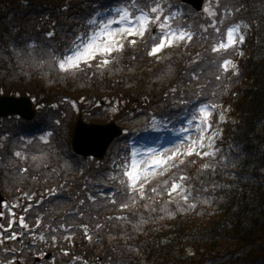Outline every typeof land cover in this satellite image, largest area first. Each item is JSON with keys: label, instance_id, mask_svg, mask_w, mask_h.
I'll return each instance as SVG.
<instances>
[{"label": "trees", "instance_id": "obj_1", "mask_svg": "<svg viewBox=\"0 0 264 264\" xmlns=\"http://www.w3.org/2000/svg\"><path fill=\"white\" fill-rule=\"evenodd\" d=\"M122 2L0 0V95H27L41 107L32 120L0 118L3 192L13 202L21 192L36 193L30 223L36 215L47 213L57 219L66 216L71 223L89 224L90 231L96 223L104 225L93 235V243L80 231L71 244L53 245L49 241L31 247L33 255L36 251L52 252L54 261L46 264H73V257H81L87 264H264V0H220L218 15L242 6L228 19L229 25L244 21L251 26L238 77L220 69L222 59L214 63L215 54L206 52L209 45L199 38L188 47L181 44L161 60L147 56L142 47L126 45L119 63L95 76V69L75 76L58 71L47 55L51 49H38L33 56L16 54L19 49L15 46L22 36H31L39 43L54 21L57 35L50 43L58 56L84 30L83 24L93 9L115 8ZM172 2L187 14L183 22L193 30L207 20L203 11L197 12L181 0ZM197 53L201 54V62L195 71L201 78L198 83H190L187 74L193 68L189 65ZM233 57L235 54L223 59ZM216 75H221L220 81ZM178 85H183L185 98L191 97L197 105L201 101L215 105L228 102L235 118L234 124L223 125L221 145L227 160L211 162L192 156L187 160H194V164L173 170L177 176L190 178L200 201L208 199L211 203H198L194 211L170 217L160 211L164 207L175 211V205L163 203L167 196L156 197L154 213L144 207L151 201L138 200L130 209L86 202V215L77 220L72 213L86 193L108 194L120 188L118 181H109L108 177L120 171L116 164L130 157L128 147L133 133L145 130L153 117L175 122L192 110V105L174 106L175 98L165 96L170 87ZM201 88L204 94L197 99L192 92ZM79 118L95 123L115 121L126 132L112 143L105 159L84 158L72 148ZM35 130L52 135L47 143L34 138L23 149L25 139ZM20 149L27 160L13 155ZM204 165L209 168L204 169ZM19 168L29 171L20 174ZM166 178H156L150 186ZM41 198L42 203L36 204ZM108 217L127 219L109 221ZM64 251L69 255H63Z\"/></svg>", "mask_w": 264, "mask_h": 264}, {"label": "snow or ice", "instance_id": "obj_2", "mask_svg": "<svg viewBox=\"0 0 264 264\" xmlns=\"http://www.w3.org/2000/svg\"><path fill=\"white\" fill-rule=\"evenodd\" d=\"M219 7L220 0H215L214 6L212 0H209V5L203 9L207 20L193 30L190 25L183 22L187 14L172 0H123L119 7L102 9L103 17H101V11L93 9L83 24L84 30L74 36L60 56L54 55L56 49H52L50 43L57 35L56 22L54 21L50 25V30L43 34L39 43L31 36H22L20 43L15 46L19 49L16 54L18 56H33L38 49L40 51H44L45 48L51 49L47 55L52 61V66L58 71L75 76L77 73L86 74L95 69L92 71V75L95 76L97 73L103 74L104 71L118 64L119 56L125 50L126 45L133 48L142 47L147 56L161 60L167 58L160 55L165 49L179 47L181 44L188 47L196 38H199L209 45L205 51L215 54L216 60L213 62L216 63L222 59L223 62L219 64V68L224 72L231 69L232 76L238 77V65L230 59H223V57L233 54L243 56V51H238V49L245 43L246 33L251 26L243 21L233 22L230 25L228 23V19L239 13L242 6L226 9L218 15ZM200 57L201 54L197 53L196 58L191 59L189 67L193 70L187 74L190 83H198L201 78L200 73L195 71V67H198L201 62ZM93 61H98V63L94 64ZM215 79L220 81L221 75H216ZM203 94V88L192 92V95L197 99ZM186 95L183 85L170 87L165 93L166 97L175 98L174 106L176 107L192 105L191 118L187 119V124L194 125L197 136L195 138L186 136L180 146L166 149L165 153L160 155H157L155 150L149 149V156L140 159L139 163L137 152H133L129 158L122 159L116 164L120 171L116 175L108 177L109 181H118L120 188L108 194L104 192L86 193V198L79 200L78 206L73 210L72 215L77 220H83L85 217L86 202H90L92 205H101L103 202V206L119 205L121 209H130L138 200L151 201V204L146 203L144 207L149 213H154L157 211L156 197L167 196V201L163 203L175 205V211L168 210L166 207L161 208L160 211L166 212L170 217L178 213L194 211L198 203H211L208 199L200 201L194 195L193 188L186 186L185 182L188 177L177 176L173 171L186 167L189 163H195L194 160L189 161L182 157L215 158L219 151L214 147L217 131L213 128L211 119L213 114L218 111V106L203 101L197 105L193 103L191 97L186 99ZM145 101L148 102L146 97ZM116 110V108L113 109V111ZM218 120L226 122L222 112L219 114ZM190 130V127L181 128V132L184 133H188ZM47 135L51 136L52 133ZM40 139L44 143L48 142L47 137ZM185 145L186 147H184ZM3 146L0 143V148ZM205 149L208 150L205 151ZM13 155L19 160L28 159L22 151H16ZM32 159L36 160L37 157H32ZM203 167L208 169L209 165ZM212 170L215 171V169ZM18 171L20 174H25L29 169L19 168ZM158 177L167 178L159 180L155 186H150L153 180ZM146 186L150 187L146 188ZM17 191L20 190L17 189ZM203 191L207 192V189H203ZM35 195L36 193L21 192L17 202L11 205L0 197V252L5 257H12L9 260H0V264H24L22 259H17V248L5 246L8 242H22L24 237H28L31 241L30 247L49 241L53 245L61 242L71 244L77 232L82 231L84 238L89 243H93V235H97L104 227V225L96 223L94 229L90 231L89 224L71 223L66 216L57 219L49 217L47 213L36 215L30 223L29 213L34 208L32 201ZM25 201H27L26 206ZM35 203L41 204L42 198ZM17 210H20L21 214L17 215ZM107 219L109 221L112 219L126 220L127 217H108ZM4 221L7 222V227H5ZM25 250L24 247L20 248L19 255L22 256ZM129 250L137 251L136 249ZM63 255L67 256L69 253L64 251ZM189 255L192 253L189 252ZM73 264H87V261L81 257H73Z\"/></svg>", "mask_w": 264, "mask_h": 264}, {"label": "rangeland", "instance_id": "obj_3", "mask_svg": "<svg viewBox=\"0 0 264 264\" xmlns=\"http://www.w3.org/2000/svg\"><path fill=\"white\" fill-rule=\"evenodd\" d=\"M212 4L214 6L215 2H212ZM208 5H209V0H206L205 7H207ZM103 15H104V12L101 11V17H103ZM113 15H114V13H113ZM175 48H177V47H175ZM175 48L165 49L164 52H162L160 55L162 57H169ZM230 60H232L233 63L237 64V62L234 59H230ZM229 71H231V69ZM15 95H19V94H15ZM35 108H36V114H37L41 107L39 105H36ZM229 111H230V108H229L228 104H221V105H218V111L213 114V116L211 118L212 122H213V128L217 131V139H216L214 147H215V149H218L219 151H218V154L215 158L205 157L203 159H209V161H211V162H223V161L227 160V156L225 155V152H224V147H223V145H221V140H222V127L221 126L225 122H219L218 116L222 112L225 116L226 122L230 121V120L233 122V118H231ZM191 112H192V110L189 112H186L181 117L180 120L175 121V122L167 121L166 119H162V118H154L145 131L137 133L131 139L130 145L128 147L130 157H131V154L133 152H137L139 154V159H138V163H139L140 159H144V158H147L149 156V149L155 150L156 154L160 155V154L165 153L166 149H173L174 146H180L181 141L183 139H185L186 136H191V137L195 138L197 136V133L195 131L194 125L189 126L187 124V119L191 118ZM182 127L183 128H189L190 127L191 130L188 133H184V132H181ZM41 137H47V140L49 139V136L47 134H45L43 136L41 135L40 138ZM32 140L33 139L26 140L25 143L23 144V149ZM184 147H186V145ZM23 149H20L19 151H22ZM207 150L208 149H205V151H207ZM182 158L188 159L189 157H182ZM129 163H130V161H129ZM117 170H120V169L117 168ZM117 173L113 172V175H116ZM184 176H187V175H184ZM185 184H186V186H189V178L187 179ZM13 203H15V201L9 202L8 204L11 205ZM17 215H18V210H17ZM4 223H5V226H7V222L4 221ZM5 246L12 248L10 243L6 244ZM0 260H9V259H7L6 257L0 256Z\"/></svg>", "mask_w": 264, "mask_h": 264}, {"label": "water", "instance_id": "obj_4", "mask_svg": "<svg viewBox=\"0 0 264 264\" xmlns=\"http://www.w3.org/2000/svg\"><path fill=\"white\" fill-rule=\"evenodd\" d=\"M191 4L196 10L201 11L205 0H182ZM36 111L33 101L27 96H1L0 118L18 115L26 119H33ZM122 134L121 128L115 123L88 124L79 119L73 136V147L76 154L85 158L91 156L103 159L113 140ZM0 197L1 191H0ZM4 200V197H2ZM50 257V254L47 256Z\"/></svg>", "mask_w": 264, "mask_h": 264}, {"label": "flooded vegetation", "instance_id": "obj_5", "mask_svg": "<svg viewBox=\"0 0 264 264\" xmlns=\"http://www.w3.org/2000/svg\"><path fill=\"white\" fill-rule=\"evenodd\" d=\"M25 238V237H24ZM24 238L22 240V242H20L19 244V249L24 247L26 250L23 252V255H19V249L18 250V255H17V259L18 260H23L24 264H45L42 261L37 262V258L40 257L41 255H36L32 258V248L29 246L30 242H27V245L24 243ZM11 246H17L15 242H11L10 243ZM29 246V247H28ZM43 257V256H42ZM31 260V261H30Z\"/></svg>", "mask_w": 264, "mask_h": 264}]
</instances>
